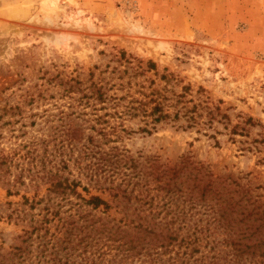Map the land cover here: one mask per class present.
Returning a JSON list of instances; mask_svg holds the SVG:
<instances>
[{"label":"rangeland","instance_id":"obj_1","mask_svg":"<svg viewBox=\"0 0 264 264\" xmlns=\"http://www.w3.org/2000/svg\"><path fill=\"white\" fill-rule=\"evenodd\" d=\"M113 148L192 156L264 205V0H0V264L109 260L97 235L58 240L63 223L122 217L90 177Z\"/></svg>","mask_w":264,"mask_h":264},{"label":"trees","instance_id":"obj_2","mask_svg":"<svg viewBox=\"0 0 264 264\" xmlns=\"http://www.w3.org/2000/svg\"><path fill=\"white\" fill-rule=\"evenodd\" d=\"M151 115L155 124L169 119L159 104ZM93 156L90 177L96 184L102 179L108 183L104 191L122 217L116 223L103 218L63 223L58 241L67 243L65 249L73 242L72 236L80 246L97 235V242H103L110 255L109 260L105 252L97 256L99 262L88 256L80 262L66 259L63 264H189L198 254L199 264H264V205L251 196L248 187L214 176L189 155L172 166L157 159L141 164L117 148ZM51 189L56 194L76 193L62 182ZM84 203L93 211L112 209L99 197Z\"/></svg>","mask_w":264,"mask_h":264}]
</instances>
